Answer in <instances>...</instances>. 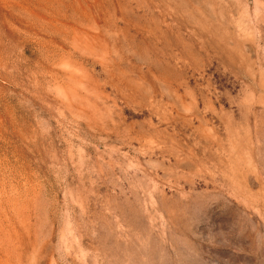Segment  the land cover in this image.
<instances>
[{"label": "rangeland", "instance_id": "obj_1", "mask_svg": "<svg viewBox=\"0 0 264 264\" xmlns=\"http://www.w3.org/2000/svg\"><path fill=\"white\" fill-rule=\"evenodd\" d=\"M0 264H264V0H0Z\"/></svg>", "mask_w": 264, "mask_h": 264}]
</instances>
